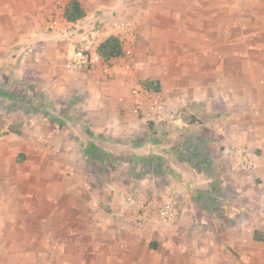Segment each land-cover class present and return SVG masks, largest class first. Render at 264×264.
Instances as JSON below:
<instances>
[{
    "label": "rangeland",
    "instance_id": "obj_1",
    "mask_svg": "<svg viewBox=\"0 0 264 264\" xmlns=\"http://www.w3.org/2000/svg\"><path fill=\"white\" fill-rule=\"evenodd\" d=\"M68 1L56 0L53 3L52 0H30L28 11L31 9L35 11L29 14L33 15L29 20L32 22V37L35 32L48 42L60 41L68 46L70 44L80 46L82 38L92 30L101 29L106 21L113 18L128 19L137 26V38L135 42L124 46V54L117 63L119 66L130 63L133 68L132 75L137 69L162 72L163 67L159 65L164 66L165 62L171 65L177 63L175 70H189V68L220 70L221 77L215 79L220 80L221 83H216L214 90L216 96L221 95V97L216 100L214 109L205 108L206 106L200 104L195 106L190 104L188 108L180 106L172 119L160 123L145 119L134 107L140 121L135 124V131L123 134L122 137L119 136L120 138L112 131L104 133L106 140L100 143L106 150H102L93 159H89L86 154L90 148V138L85 132L88 125L85 123L82 110H70L62 101L52 99L49 111L64 122V124L58 122L52 124L51 119L44 118L41 113L28 114L21 108L10 111L0 106V146L6 143L11 147V150L4 151V154L0 155V264H92V258L87 257L86 262L84 254L68 252L67 248L61 251L57 247L56 242L68 241L67 228L73 221L65 219L41 221L42 214L38 212L41 210L45 213L52 212L53 203L50 202V206L45 205L44 208L43 202L38 200V193L42 190L51 193L52 184L57 183V180H60L61 184L71 180L73 182L90 180L93 181V190L96 191L98 199L101 197L104 201H110V196L115 194L111 203H103L101 206L110 205L109 208H113L112 210L117 208L121 210L133 194H143L154 189L158 192L166 190L162 173L156 174V178L146 176L141 180L139 174L143 173L142 167L134 172V164L130 165L128 163L130 160L126 158V155L132 152L130 150L132 144L136 152L142 154L141 156L153 154L163 158L164 166L169 167L177 161L174 152L179 149L184 150L186 136L184 128L191 129L188 139H196L192 142V147H195L198 143L200 145V142L197 143L199 138L208 136L209 131L223 132L229 123L232 128L238 129L240 121L243 122L245 119L256 124L247 133V137L255 139L249 146L252 152L247 150L260 158L261 164L248 173L217 177L218 185L215 189L212 185L206 187L208 191L205 199L209 208L206 209L205 215L209 216V213H213V218L204 222L199 219L198 214L203 205L198 203L194 208V214L185 219L184 263L196 264V247L198 244L200 249L204 236L205 242L210 240L212 244L215 242L218 248L222 246L216 252L221 261L228 260L224 257L229 251L235 261L234 264H264V241H256L254 237V233L260 231L264 239V149L259 139L262 135L261 115L264 113V76L262 75L264 0H184V13L179 14L157 13L154 9L147 11L145 7L143 11L141 9V6H144L143 2L149 0H132L133 4L131 0H106L107 5L103 6L99 4L101 0H83L87 16L82 20L81 27L85 30L72 36L73 38L53 35L47 29L50 18L65 15ZM180 23L187 25L181 29L172 28L174 25H181ZM69 56L70 54L64 62L67 68ZM150 62L153 64L151 67ZM16 66L13 64L11 68H6L5 77L9 79H1L5 89L19 93L30 90L31 97H39L37 92H42V86L32 84L33 80L14 76L10 78L12 67L20 69V62ZM245 68L251 69L253 73L251 88L244 86L243 76L240 80L237 76H233L234 71ZM145 80L146 78H136L135 85L143 86L142 82ZM206 93L207 89L198 90L197 95L203 97L202 94ZM46 104L49 105L47 102ZM6 105L9 106V103ZM185 121L190 123L188 127L184 125ZM53 131L61 137V142L65 141V138L72 139L75 148L80 152L79 155H71L57 162L62 157L53 153L52 148L50 151L42 150L41 146L44 142L45 145L52 144L47 139L52 138ZM121 138L130 141H121ZM39 142L40 146H37ZM216 142L223 144L221 140ZM21 146L26 150L21 151L23 149ZM118 155L120 157L115 164L109 166L108 160L116 159L115 156ZM43 158L44 163L55 160V166L65 170L64 173L58 172L57 180V173L50 174L49 180L42 178L44 172L40 168L44 164ZM75 160L78 166L71 164H74ZM174 165L176 168L173 174L174 183L177 187H182L184 175L180 177V167L184 169V163L178 162ZM53 179L56 181H52ZM140 181L144 183L140 184ZM235 182L242 183L243 188L240 190L233 188L232 184ZM175 191L176 194L173 196L176 197L170 199L177 203L181 215L180 207L184 206V200H191L193 192L186 191L184 196L182 193L184 189L176 188ZM63 198L65 202L62 204V209L64 208L65 216L68 217L73 210L66 209L69 202L71 200L77 202V200L73 197ZM177 220L172 223L176 224ZM80 223L84 228L85 221ZM198 227L205 230L203 235L202 232L195 230ZM137 228L140 229L141 225ZM140 230L150 234L149 230L142 228ZM213 230H216L217 234H214ZM230 231L237 232L236 240L233 237L235 234L230 236L228 233ZM206 234L210 235L206 236ZM250 234H253L254 238L253 248L250 253L244 254L239 249V245L244 243V238L248 240ZM151 242L150 236L142 237L141 253ZM205 254L212 257L213 251ZM150 260L146 254L142 263H149Z\"/></svg>",
    "mask_w": 264,
    "mask_h": 264
},
{
    "label": "crops",
    "instance_id": "obj_2",
    "mask_svg": "<svg viewBox=\"0 0 264 264\" xmlns=\"http://www.w3.org/2000/svg\"><path fill=\"white\" fill-rule=\"evenodd\" d=\"M29 1L0 0V80L2 78L9 79L5 77L6 68H9L13 64L18 66V62H20V69H15V66L12 67L10 78L14 76L33 80L34 82L32 81L31 83L42 86V90L49 94L52 99L62 101L70 110H82L85 123L94 136H88L90 138L89 141L95 144V147L91 149L93 153H90V151L86 153L89 159L96 158L102 150H106L105 146L101 144L103 140H106V134L104 133H110L112 131L120 138L123 134L135 131V124L140 123L139 116L134 109V100L131 92L135 86L136 78L159 81L161 84V91L159 93L173 115L180 106L188 108L190 104L193 106L200 104L201 106H206L205 108L211 107L214 109L216 100L221 97V95L216 96V91L214 90L215 84L221 83L220 80L215 79L216 77H221L220 70H196L191 68L189 70H175L177 63L171 65L165 62L164 66L163 64L159 65L163 67L161 68L162 72H156L153 69H137L135 74L132 75V73L123 72L117 66L119 59L103 61L89 70H70L65 66L64 62L65 58H68V55L73 49L71 44L68 46L65 42H48L35 32L32 37V22L29 20L33 15L29 14L31 11L32 13H35V11L33 9L28 11ZM52 1L53 3L56 2V0ZM70 1L67 2L66 6ZM78 1L83 10L87 12L84 1ZM150 1L143 2L144 6H141L143 11L145 9L147 11L154 9L157 13H184V0ZM131 3L133 4L134 2L131 0ZM99 4L103 6L107 5V2L106 0H101ZM196 12L198 11L196 10ZM180 24L174 25L172 28L181 29L187 25ZM182 33L184 35V32ZM108 65L113 67L110 72L106 70ZM152 65V62H150L149 66L151 67ZM263 73L264 71H262V75L264 76ZM233 76H237L239 80L243 76L245 78L244 86L251 88L253 83L251 69L236 70ZM205 89H207V93L202 94L203 97L197 95L198 90ZM79 100H81V103ZM196 101L198 102L196 103ZM184 125L188 127L190 123L185 121ZM253 126H256V124H253L249 119H245L243 122L240 121L238 129L235 127L232 128L229 123V126L226 125L225 131L224 129L223 132L212 133V131H209L208 136L199 138L197 143L200 142V145L198 143L194 147L195 149L192 147V142L196 139H188L190 135L189 130L191 129L184 128L186 135L184 139V151L183 149H179L174 152L177 158L174 164H178V162L184 163V169L180 167V177L184 175V186L177 187L176 183H174L173 174L176 168L171 163L172 165L166 167L169 169V173H163L166 185L165 191L158 192L157 189H154L143 194H133V197L128 202L126 201V204L121 210L120 208L112 210L113 208H109L110 205L101 206L103 203H111L110 201H112L115 194L110 196V201H104L101 197L98 199L96 191L93 190V181L83 180L73 182L71 180L68 183L64 182L61 184L59 182L60 180H57V175L59 171L64 173L65 170L62 167H56L54 164L55 160L44 163L45 157L43 156L44 164L40 168L44 172L42 178L49 180L50 174L55 175L57 173V181L55 179L52 181H56L58 184H52L51 193L49 191L44 192V190L38 193V200L43 202L42 206L44 208L45 205L50 206V202L51 204L53 203L52 212L47 211L45 213L42 210V213L40 211L38 212L42 214L40 220L43 222L49 220L62 221L63 219L69 220L70 222L73 221L67 228L68 241L56 242V245L61 251H65L67 248L68 252L72 251L77 255L79 253L84 254L86 256V262L88 261L87 257L92 258V264H188L184 263L185 219L190 217L189 215H193L196 204L201 203L203 208L200 210L198 218L202 219L203 222L212 220L213 213H209V216L205 215L207 214L206 209L209 208L207 207L209 205L208 201L205 199L206 192L208 191H206L208 189L206 187L212 185L215 189L217 187L216 185H218L217 177L222 175L227 177L235 175V173L233 174L226 170V158L222 154V150L229 144L237 143L236 145H242L241 147L251 151L249 146L255 139L247 137V133L251 131ZM260 126H262V135L259 139L264 149V113L261 115ZM51 133H53L51 134L52 138L47 140H50L52 144L45 145L44 142L41 148L44 151H50L52 148L53 153H57L58 156L63 158H59L57 162L71 155H79L80 152L75 148L72 139L64 137L66 140L61 142V137L57 133H54V131ZM123 140L130 141L129 139L121 138V141ZM217 140H221L223 144L221 145L219 142H216ZM201 141L203 142L201 143ZM133 145L130 149L132 152L130 153L141 156L142 154H138ZM203 145L204 147L201 148ZM2 146H0V155H3L4 151L11 150L10 145L6 143ZM37 146H40V142L37 143ZM21 148H23L21 151L26 150L24 146H21ZM147 156L158 158V156L153 154H148ZM181 156H183V159ZM253 156H255L254 162L256 167L260 166V158L256 155ZM118 159L119 157L117 156ZM71 164L78 166L77 160L74 161V164ZM84 168L86 169V166ZM156 174L157 172L155 171L151 176L156 178ZM142 179L144 180L145 178ZM43 183L45 184V181ZM139 183L143 184L144 182L140 181ZM232 187L240 190L243 188V185L240 182H235L232 184ZM176 188L177 190L184 189V192H182L184 196L186 195V191L193 192L191 200H184V206L180 207L181 215L179 212L180 217L178 216V220L176 219L177 223L167 225L147 224L146 226H141L142 229L149 230L150 234L148 232L143 233L140 230L141 228H137L139 225L140 202L151 197L163 198L165 201L170 200V198L173 199L176 197L173 196L176 194ZM63 197H73L74 200H77V202L72 200L69 202L68 208L66 209L73 210L68 217L65 216L64 208L62 209V204L65 202ZM116 199L117 197L114 199V202ZM99 209L100 212L97 213ZM81 221H85L84 228L81 226ZM195 230L202 232V235L205 232L200 227L195 228ZM212 232L217 234L216 230ZM228 233L231 236L237 232L230 231ZM208 235L210 234H206V236ZM145 236H150L152 242L147 244L141 253L140 240ZM233 237L235 239L236 234ZM201 241L200 249L198 248V244L196 247V264L235 263L229 251L225 253L224 257H227V261L218 259L216 252L222 246L218 248L215 242L212 244L210 240L205 242L204 236ZM243 241L244 243L239 245V249L244 254L250 253L253 248V234L249 235L248 240L244 238ZM235 246H237L236 242ZM211 248L213 251L212 257L205 254L212 252ZM146 254L151 260L149 263H142ZM161 254L164 256L162 257Z\"/></svg>",
    "mask_w": 264,
    "mask_h": 264
},
{
    "label": "built area",
    "instance_id": "obj_3",
    "mask_svg": "<svg viewBox=\"0 0 264 264\" xmlns=\"http://www.w3.org/2000/svg\"><path fill=\"white\" fill-rule=\"evenodd\" d=\"M82 20L72 22L65 15L52 16L48 24V31L57 36L73 38L72 36L84 31L81 27ZM135 24L128 19L113 18L105 22L101 29L92 30L80 43V46L72 44V51L69 56L68 68L73 71L89 70L98 63L106 61L99 54L101 45L110 38H117L128 46L135 42ZM120 59V58H118ZM119 68L125 73H132L130 63H123ZM112 66L106 67L107 71H112ZM134 105L139 115L155 123L166 122L172 119L173 114L169 111L167 104L159 92L146 89L144 86L135 85L132 88ZM226 158L225 168L230 173H248L252 171L256 164L247 148L229 144L222 150ZM179 216V208L176 202L171 199L165 201L163 198H147L140 202L138 224H170Z\"/></svg>",
    "mask_w": 264,
    "mask_h": 264
},
{
    "label": "trees",
    "instance_id": "obj_4",
    "mask_svg": "<svg viewBox=\"0 0 264 264\" xmlns=\"http://www.w3.org/2000/svg\"><path fill=\"white\" fill-rule=\"evenodd\" d=\"M86 12L81 7V4L78 0H71L69 4L65 8V17L72 22H76L79 20H83L86 17ZM99 54L102 58H104L106 61L114 60L121 58L124 54V46L117 38H110L106 40L99 49ZM142 85L151 91L154 92H160L161 91V84L159 81H150L145 80L142 82ZM32 90V89H31ZM30 90L24 91L22 93L14 92L12 90H6L5 84H3L0 80V106H3L4 108L14 111L16 109L21 108L22 110H25L28 114H37L41 113L44 115V118L51 119V123L54 124L56 122L64 124L62 120H59L56 118L50 111L49 108H51L52 104V98L49 94H47L45 91L42 90L37 92L39 97H31L29 94ZM49 103V105L46 104ZM51 102V103H50ZM6 103H9V106L6 105ZM54 107V106H52ZM85 132L90 137H94L91 133L90 129L86 126ZM89 147L86 153H90L93 151L95 147V144L91 141H89ZM194 148V147H193ZM195 149V148H194ZM184 151V150H183ZM118 157H120L118 155ZM183 159V156H181ZM116 159L108 160V165H113L117 161V156H115ZM126 158L129 159L128 163L130 165H135L134 172H137L139 167H142L143 173L139 174V177L145 178L146 176H151L156 171L157 174L160 173H169V169H167L164 166V159L162 158H156L154 156H138L135 153H130L126 155ZM254 237L256 241H264L262 238V232L256 231L254 233Z\"/></svg>",
    "mask_w": 264,
    "mask_h": 264
}]
</instances>
